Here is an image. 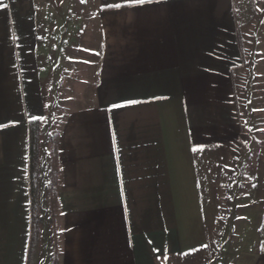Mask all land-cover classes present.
<instances>
[{
  "label": "crops",
  "instance_id": "obj_1",
  "mask_svg": "<svg viewBox=\"0 0 264 264\" xmlns=\"http://www.w3.org/2000/svg\"><path fill=\"white\" fill-rule=\"evenodd\" d=\"M114 3L124 6L105 7ZM82 4L100 35L92 101L66 117L53 148L40 127L33 210L29 125L45 115L49 93L40 21L36 0H0V264H182L212 240L209 162L224 179L221 202H232L233 177V186L241 177L264 192L258 33L249 46L236 0ZM126 100L140 103L111 108ZM250 126L260 140L252 156L243 141ZM261 209L262 243L229 264H264Z\"/></svg>",
  "mask_w": 264,
  "mask_h": 264
},
{
  "label": "rangeland",
  "instance_id": "obj_2",
  "mask_svg": "<svg viewBox=\"0 0 264 264\" xmlns=\"http://www.w3.org/2000/svg\"><path fill=\"white\" fill-rule=\"evenodd\" d=\"M36 4L41 37L38 62L43 84L49 92L44 115L46 120L41 121V130L44 129L46 144L51 149L55 134L60 131L66 117L92 101L91 83L96 66L94 53L99 48L100 35L95 12L86 8L81 0H36ZM236 4L243 24L241 30L244 29L249 37L248 45L252 46L253 37L258 33L256 37L261 44L259 55L263 57L264 0H236ZM251 51L249 47L247 53ZM251 129V126L243 129L244 154L250 156L260 145L257 135H251ZM240 154L238 152L236 158ZM209 163L211 168L203 170L206 175L203 177V188L209 193L208 224L212 240L207 248L190 254L182 264H229L239 251L258 249L263 240L258 228L261 221L258 214L262 213L264 192L255 193L256 189L252 190L246 184L247 180L241 177L238 181L243 187L241 184L233 186L237 181V177H233L228 185L229 190L234 191L232 202L228 199L221 202L218 193L220 182L224 179L217 161Z\"/></svg>",
  "mask_w": 264,
  "mask_h": 264
},
{
  "label": "trees",
  "instance_id": "obj_3",
  "mask_svg": "<svg viewBox=\"0 0 264 264\" xmlns=\"http://www.w3.org/2000/svg\"><path fill=\"white\" fill-rule=\"evenodd\" d=\"M40 121H30L29 125V149H30V196H31V208L36 209V198L38 194V166H39V147H40ZM55 155V150L53 151ZM53 155V156H54ZM55 174H53L54 176ZM32 246L36 240L35 235L37 233L36 226L38 225V216L32 214ZM31 244V243H30Z\"/></svg>",
  "mask_w": 264,
  "mask_h": 264
},
{
  "label": "snow or ice",
  "instance_id": "obj_4",
  "mask_svg": "<svg viewBox=\"0 0 264 264\" xmlns=\"http://www.w3.org/2000/svg\"><path fill=\"white\" fill-rule=\"evenodd\" d=\"M82 2H84V0H82ZM143 3H145V0H125V4L128 5V6L138 5V4H143ZM0 6H3V5H0ZM123 6L124 5H122L120 3L106 4L105 5V7L113 8V9H120ZM3 7H6V6H3ZM137 103H140V101H137V100H126V101H124L122 103H117V104L111 105V108L115 109V108L125 107V106H128V105H133V104H137ZM31 120H33V121H43V120H46V117L33 115L31 117ZM0 127H2V125H0ZM196 150H197L196 148H193V151H196ZM253 187H255V185H253ZM204 247H207V245H204ZM261 250L264 251V246H262Z\"/></svg>",
  "mask_w": 264,
  "mask_h": 264
}]
</instances>
